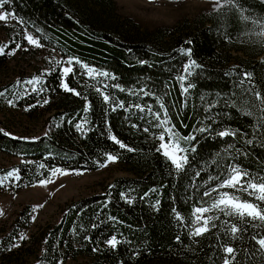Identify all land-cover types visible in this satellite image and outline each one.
Masks as SVG:
<instances>
[{"label": "trees", "instance_id": "1", "mask_svg": "<svg viewBox=\"0 0 264 264\" xmlns=\"http://www.w3.org/2000/svg\"><path fill=\"white\" fill-rule=\"evenodd\" d=\"M239 4L245 15L264 19V0ZM0 8L13 13L41 45L80 62L72 64L75 74H68L65 83L81 93L63 89L59 70H52L36 92L0 88V102L33 112L47 100L53 111L46 133L35 138L14 135L0 124V152L21 159L0 170V177L18 170V179L5 181L0 190L35 186L54 168L97 171L108 154L117 156L129 174L100 193L67 203L57 222L30 235L35 211L23 206L13 221L0 225V264H223L225 244L237 250L234 264H264V252L251 238L264 236V225L240 224L215 213L220 215L216 228L200 237L189 235L192 210L210 202L203 193L231 166L264 175V120L254 107L260 104L254 92L264 95V37L254 34L259 29L242 21L235 8L137 37L104 24L115 0H8ZM185 50H191L190 57ZM189 60L198 66L186 75L185 93L177 76ZM82 65L108 76L89 78ZM245 73L251 79L241 83ZM96 87L110 96L109 103ZM161 102L169 127L182 138L192 137L181 140L188 163L180 172L156 151L161 129L154 117L136 107L151 106L163 114ZM85 120L78 131L76 124ZM221 131L235 135L221 137ZM111 136L134 151L121 149ZM224 221L246 231L233 239ZM112 236L120 241L116 248L106 243Z\"/></svg>", "mask_w": 264, "mask_h": 264}, {"label": "rangeland", "instance_id": "2", "mask_svg": "<svg viewBox=\"0 0 264 264\" xmlns=\"http://www.w3.org/2000/svg\"><path fill=\"white\" fill-rule=\"evenodd\" d=\"M116 8L112 11L105 25L117 28L131 37L144 32L165 29L189 20L194 22L214 11V0H115ZM0 12H7L0 8ZM39 39L28 29H23L17 19L0 21V46L5 47L6 54L0 55V88L11 87L16 90H38L42 81L52 70L68 67L57 51L45 46L36 47L25 39L24 34ZM40 43V42H39ZM17 44L20 45L17 48ZM14 52L13 54H7ZM59 62V63H58ZM72 66V65H71ZM68 76V75H67ZM67 76H63L65 83ZM33 77H39V84H18ZM12 103V102H11ZM0 102V124L11 133L21 137L35 138L46 133V123L53 114L51 102L42 104L33 112L18 109L17 104ZM21 162V159L0 152V170H5ZM97 171H67L66 175L51 177L54 181L46 186L37 184L19 191L0 190V225L9 224L23 206L35 208L34 222L28 235L37 232L48 224L57 222L67 203L100 193L114 179L129 175L115 162L106 163ZM43 205V207H36ZM212 214V213H209ZM206 214V215H209Z\"/></svg>", "mask_w": 264, "mask_h": 264}, {"label": "snow or ice", "instance_id": "3", "mask_svg": "<svg viewBox=\"0 0 264 264\" xmlns=\"http://www.w3.org/2000/svg\"><path fill=\"white\" fill-rule=\"evenodd\" d=\"M8 0H0V7H3V4L7 3ZM231 9L235 8L239 11L241 20L245 23H251L255 29H259L254 34L259 37H264V19H253L250 16L245 15V10L240 6L239 0H214V11L220 12L222 9ZM9 18L16 19L15 15L10 12H0V21L7 22ZM18 23H22L18 21ZM25 39L27 42L31 45H35L36 47H41L42 45L39 43L37 39H35L32 35H29L27 33L24 34ZM20 45L17 44V48H19ZM186 54L190 57L191 56V50H185ZM6 54L5 47L0 46V55ZM7 54H13L14 52H9ZM59 63V62H58ZM69 66L62 68V75L67 76L68 74L72 73L75 74L74 68L71 66L73 63L79 64L80 62L73 61L72 59H69L66 61ZM195 61L189 60L187 64L183 66V73L181 75L177 76V80L180 83V87L183 90V92L188 91V87H185V81H186V75H191V70L193 67H197ZM82 67L85 68L87 76L89 78L95 79L97 76H103L107 77L108 73L106 72H97L95 69L87 67L86 65H82ZM251 74L245 73L244 74V80L241 81V83H244L245 80H250ZM18 84H39L41 83L39 77H33L32 79H29L27 81L17 82ZM62 87L67 92H72L76 96H80L81 93L76 91L75 89L69 88L67 83H62ZM104 88L107 87V85L103 86ZM190 87V85H189ZM33 92L38 91L36 87L32 88ZM95 91L99 93L103 101L105 103L110 102V96L104 94L101 87H96ZM145 95H148L147 92L144 93ZM3 93L0 92V96H2ZM254 96L256 100L260 101L259 105H254V107L258 108V110L261 113V119L264 120V95H262L259 92H254ZM86 99V98H85ZM45 104L48 103L47 100L44 101ZM119 107L123 108L124 105L121 103L118 105ZM137 108L141 112L147 111L151 113L152 117H154L156 121V127H159L161 129V133L156 137L160 143L156 148L157 152H161L164 157L168 159V161L174 166L177 172H180L184 170V166L188 163V157L185 155V153L188 151L181 145L182 139H192V137L188 138H182L180 137L176 132H174L172 127H169L170 120L168 119L167 109L164 105V103H160L159 107L161 110H163V114H161L160 111L153 112L151 106H149L147 109L136 105ZM89 108V105L86 104L84 111L87 112ZM115 110V107L113 108V111ZM248 115H253V113L248 112ZM87 123L85 120L83 123L76 124V128L78 131H83L84 125ZM133 127H136V125H133ZM2 131V130H0ZM145 132H148L149 129L145 128ZM201 132L205 131V129L201 128ZM4 135H9L8 133H4ZM221 137H226L229 135H235V133H230L228 131H221L218 133ZM15 139V137H13ZM110 139L115 142L121 149H127V151L132 152L134 149L131 147H128L123 142L119 141L115 136H111ZM249 144H251V141H248ZM192 151H195V148L193 147L191 149ZM108 162H115L118 157L108 154L106 157ZM102 166H107L102 165ZM40 168H43L44 165H39ZM18 170H12L7 172L3 177H0V186H3L5 181L9 180L10 178H16L18 179L17 175ZM58 174L60 175H66V173L63 169L60 168H54L51 171V176L55 177ZM219 183L212 187L210 190H206L203 193V196L209 197L210 202H206L205 204H201L200 206L194 207L191 213V226L189 235L193 238L203 236L210 232L212 229L216 228L217 225L215 221L220 219V215L215 214L219 213L222 214L225 217H231L235 218L236 220L240 221V224H251L253 227H258L259 225H264V175H252L249 171L242 169L238 165L231 166L227 173L223 176V178H218ZM54 182L51 177L48 179L40 181L41 186H46L48 183ZM225 189H230L231 191H226ZM213 193H215V196L213 197ZM240 193L246 194L247 198H242ZM257 201L259 203H257ZM131 203V200L128 201ZM36 207H43V205H38ZM36 209L34 208L33 211ZM175 211V210H174ZM213 213V214H209ZM209 214V215H206ZM0 215H3L2 212H0ZM176 219L178 221H181L183 223V217L180 215V213H176ZM257 222H259L257 224ZM224 227L230 233L231 237L233 239H237L238 234L242 231H246V228H241L239 224L232 223L229 224L228 221H224ZM252 240L255 241L257 245H259L258 251L264 252V236H261L259 239H257L256 235H252ZM19 239L23 240L26 239L23 235L19 237ZM177 241H179V237H177ZM109 247L116 248V246L120 243V241L117 239L116 236H112L110 239L106 241ZM13 247H18L19 245L13 244ZM95 250V249H94ZM222 251L224 253L223 256V264H234L236 261V257L238 255L237 250L230 246V245H222Z\"/></svg>", "mask_w": 264, "mask_h": 264}]
</instances>
